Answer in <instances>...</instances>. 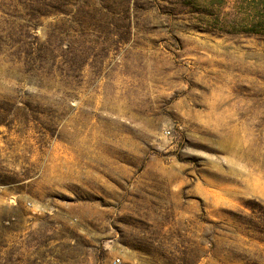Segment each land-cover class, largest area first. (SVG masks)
Returning <instances> with one entry per match:
<instances>
[{
  "label": "rangeland",
  "instance_id": "obj_1",
  "mask_svg": "<svg viewBox=\"0 0 264 264\" xmlns=\"http://www.w3.org/2000/svg\"><path fill=\"white\" fill-rule=\"evenodd\" d=\"M264 264V0H0V264Z\"/></svg>",
  "mask_w": 264,
  "mask_h": 264
},
{
  "label": "built area",
  "instance_id": "obj_2",
  "mask_svg": "<svg viewBox=\"0 0 264 264\" xmlns=\"http://www.w3.org/2000/svg\"><path fill=\"white\" fill-rule=\"evenodd\" d=\"M113 264H118L119 263V259L118 258H115V259H113Z\"/></svg>",
  "mask_w": 264,
  "mask_h": 264
}]
</instances>
